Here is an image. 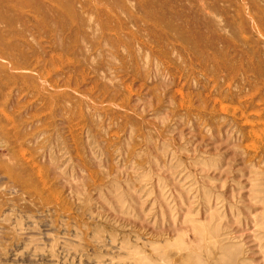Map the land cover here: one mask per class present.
<instances>
[{
	"label": "rangeland",
	"instance_id": "374dc122",
	"mask_svg": "<svg viewBox=\"0 0 264 264\" xmlns=\"http://www.w3.org/2000/svg\"><path fill=\"white\" fill-rule=\"evenodd\" d=\"M0 264H264V0H0Z\"/></svg>",
	"mask_w": 264,
	"mask_h": 264
}]
</instances>
